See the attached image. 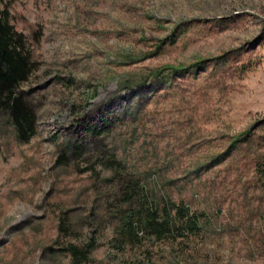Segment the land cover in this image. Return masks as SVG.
Returning a JSON list of instances; mask_svg holds the SVG:
<instances>
[{
  "label": "rangeland",
  "instance_id": "374dc122",
  "mask_svg": "<svg viewBox=\"0 0 264 264\" xmlns=\"http://www.w3.org/2000/svg\"><path fill=\"white\" fill-rule=\"evenodd\" d=\"M0 6L35 64L34 133L0 110V264H264V0ZM125 181L195 232L128 225Z\"/></svg>",
  "mask_w": 264,
  "mask_h": 264
},
{
  "label": "trees",
  "instance_id": "16d2710c",
  "mask_svg": "<svg viewBox=\"0 0 264 264\" xmlns=\"http://www.w3.org/2000/svg\"><path fill=\"white\" fill-rule=\"evenodd\" d=\"M9 22V12L0 6V110L8 116L17 137L27 140L34 133V121L22 103L19 89L33 72L35 64L26 48L24 36ZM109 167L115 168V165L109 163ZM121 185L122 199L134 206L129 207L125 220L128 225L142 226L159 239H174L197 229L196 216L189 215L182 203L171 205L173 207L163 206L159 213L156 207H143L141 192L133 181H125ZM132 217H136L135 222L131 221ZM66 249L71 264L87 259V255L73 245Z\"/></svg>",
  "mask_w": 264,
  "mask_h": 264
}]
</instances>
